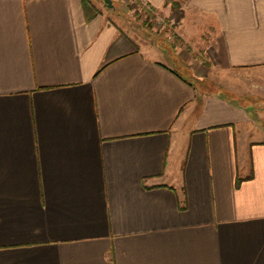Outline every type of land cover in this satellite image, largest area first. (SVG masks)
<instances>
[{
  "label": "crops",
  "instance_id": "1",
  "mask_svg": "<svg viewBox=\"0 0 264 264\" xmlns=\"http://www.w3.org/2000/svg\"><path fill=\"white\" fill-rule=\"evenodd\" d=\"M113 3L0 0V264H264V0Z\"/></svg>",
  "mask_w": 264,
  "mask_h": 264
},
{
  "label": "rangeland",
  "instance_id": "2",
  "mask_svg": "<svg viewBox=\"0 0 264 264\" xmlns=\"http://www.w3.org/2000/svg\"><path fill=\"white\" fill-rule=\"evenodd\" d=\"M98 1L103 4L99 6L96 5V8L99 12L102 11L112 18V20L114 19L118 23L122 24L123 27L132 29L135 33L137 32L136 34H138L142 39L147 40L153 38L156 40V42L160 41L166 43L169 41L170 36L173 38L175 37L174 34L169 36L164 35L163 29H165V27L160 28L159 25H155L154 15H149V13L145 11L142 12L144 7H141L140 5H125L124 8L116 5L114 10H112L106 6L103 0ZM257 108H259V110L263 109L261 107Z\"/></svg>",
  "mask_w": 264,
  "mask_h": 264
},
{
  "label": "trees",
  "instance_id": "3",
  "mask_svg": "<svg viewBox=\"0 0 264 264\" xmlns=\"http://www.w3.org/2000/svg\"><path fill=\"white\" fill-rule=\"evenodd\" d=\"M94 1H96V0H82L84 10L86 12V17L88 19H91L100 13L98 11V9L96 8ZM149 15H150V13H149Z\"/></svg>",
  "mask_w": 264,
  "mask_h": 264
},
{
  "label": "built area",
  "instance_id": "4",
  "mask_svg": "<svg viewBox=\"0 0 264 264\" xmlns=\"http://www.w3.org/2000/svg\"><path fill=\"white\" fill-rule=\"evenodd\" d=\"M147 13H152L150 8H148ZM154 19H155L154 24L159 25L160 28L165 27V29H166L167 27H170V24L165 19L158 17V16H154Z\"/></svg>",
  "mask_w": 264,
  "mask_h": 264
},
{
  "label": "water",
  "instance_id": "5",
  "mask_svg": "<svg viewBox=\"0 0 264 264\" xmlns=\"http://www.w3.org/2000/svg\"><path fill=\"white\" fill-rule=\"evenodd\" d=\"M104 3L106 4V6L110 9H114L115 8V5L113 3V0H103Z\"/></svg>",
  "mask_w": 264,
  "mask_h": 264
}]
</instances>
